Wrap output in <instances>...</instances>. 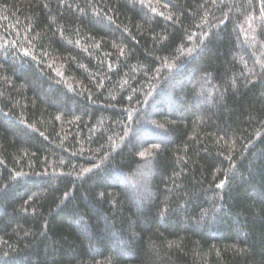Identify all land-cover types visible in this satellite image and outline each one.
<instances>
[{"label": "trees", "instance_id": "16d2710c", "mask_svg": "<svg viewBox=\"0 0 264 264\" xmlns=\"http://www.w3.org/2000/svg\"><path fill=\"white\" fill-rule=\"evenodd\" d=\"M0 264H264V0H0Z\"/></svg>", "mask_w": 264, "mask_h": 264}, {"label": "snow or ice", "instance_id": "6c2138e0", "mask_svg": "<svg viewBox=\"0 0 264 264\" xmlns=\"http://www.w3.org/2000/svg\"><path fill=\"white\" fill-rule=\"evenodd\" d=\"M141 155L143 156L144 154L142 153Z\"/></svg>", "mask_w": 264, "mask_h": 264}]
</instances>
